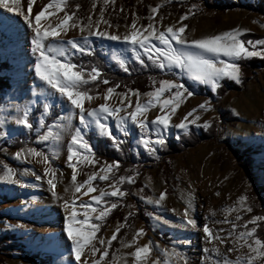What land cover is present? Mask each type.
<instances>
[{
    "label": "rangeland",
    "instance_id": "rangeland-1",
    "mask_svg": "<svg viewBox=\"0 0 264 264\" xmlns=\"http://www.w3.org/2000/svg\"><path fill=\"white\" fill-rule=\"evenodd\" d=\"M205 1L114 0L113 2L110 0V3L104 6V18L113 25H119V30L124 31V25L131 22L133 12L139 18V24H147L150 6L160 4L157 18L164 17L162 23L170 25L175 24L180 15L186 13L195 4L196 8L193 9L192 14L183 21L187 24L186 36L189 40L218 34L233 28L248 30L241 37L244 40L264 39V13L255 12L245 6L253 5L264 9V0H208L215 4L236 2L240 5L224 12L208 8ZM47 2L48 0H34V10H39L37 6H42ZM94 2L95 8L92 7ZM76 5L68 4L66 10L69 12L75 10L76 16L81 18L82 22H86L89 13L92 14L93 19L96 18L102 0H88L82 10L80 7L75 8ZM22 6L26 7V0H22ZM19 19L21 18L0 9V61L6 62L10 66L9 70L0 72V76L6 77L8 83V88L0 93V146H2L0 147V174L3 173L4 164L14 169L17 176L25 168H31L35 173L42 174L44 165L37 163L39 158L22 157L20 161H17L13 156L21 148L35 147L44 151L52 166L57 169V191L64 194L63 189L70 180V169L66 167L65 163L66 145L70 137L67 133H63L59 141L50 138L45 146L44 142H36L35 131H22L14 122L17 115L15 109L17 107L22 109L31 101L33 111L34 109L38 110L28 119L35 125L37 113L41 111L39 104L44 101V98L27 99L28 88L23 91L17 89L19 80L23 78L27 87L29 83L32 84L31 86L34 85L33 76L29 77L27 74L31 64L28 63L30 34L26 32V25L17 21ZM18 28L23 30L22 38L19 36ZM79 35L77 30L70 29L65 39H78ZM92 39L96 49L101 51L105 64L112 70L126 73L113 61V53L124 59L127 65L137 64L135 60L131 59V53L123 50L119 43ZM21 54L23 58L20 57ZM250 61H254V63L251 65ZM240 62H244L245 65L240 66ZM238 63L240 83L223 79L215 93H212L207 86L198 85L187 78L181 80L194 95L178 107L176 113L172 115L171 123H179L186 112L204 100H208L211 110L200 112V120L197 123L202 124L204 120H210L211 127L205 130L203 127L189 125L186 132L170 128L166 135V144L164 147L158 148L155 158L138 148L133 136L126 137L117 133L115 126L112 125V130L118 139L123 141V138H127L131 153V165L123 169L119 167L115 175L117 177L132 175L133 169L139 175L135 176L133 184L125 182L120 185L121 190L126 192L121 200L124 206L113 209L101 225L100 232L97 233L107 239L118 224H124L119 232L116 247L111 252L108 251L101 264H132V257L128 254L134 250L135 245L125 248L122 247V244L129 242L135 231L140 228H143L145 234L137 239V245L142 246L151 241L150 247L153 249L146 257V264H152L153 261L156 264H164L165 260H168L170 264H200L201 252L198 253L197 260H194L191 249L194 242L200 241L201 231L192 228L182 230L152 219V216H161L168 219L173 225L179 223L183 219L185 200L189 196L194 208L189 212V216L195 220L198 228L204 223L203 210L209 199L211 202L206 205L210 211H208L209 213L205 212L207 215L205 217L211 221L213 219L222 220L227 215V218L231 220L235 213L226 214L223 209L232 206L240 195L246 197V205L251 207L252 211L244 213L242 220L236 222L238 225L236 233L244 230L239 227L244 220L250 219L253 215L264 216V57L255 56L241 59ZM137 66L141 67L140 64ZM147 69L154 71L155 75L148 77L143 85L145 89L147 88L145 92L159 87V81L162 79H176L173 75L166 76L170 73L161 72L159 69L153 68L150 63ZM153 80L156 81L155 84H153ZM128 88L122 86L116 92H125ZM103 90L95 91L93 94L102 93ZM145 92H140L141 101L148 99L143 95ZM100 102L103 101H94L93 106ZM49 103L51 104V101ZM110 103H118V98L113 96ZM60 112L61 108L57 107L54 113L55 117ZM156 113L157 109H150L147 113L148 119H153ZM47 124L40 129L41 133L47 130ZM72 124L73 126L77 125L78 119H73ZM58 131L53 124V135ZM190 132L197 136L205 134L209 137L193 146L184 148L182 151L166 156L167 143L170 141L178 144L179 138L186 137ZM88 133L90 134L88 140L93 151L96 143L94 139L109 141L94 132ZM29 134L31 139H29ZM177 137L179 138L177 139ZM15 139L20 141L21 146L12 149L11 146ZM107 143H109V148L114 147L111 141ZM53 155L56 157L55 159H52ZM93 170L91 165H82L78 169L80 173L77 177L78 180L84 178V173H91ZM60 172L63 173V180H60ZM20 178L29 184L37 183L31 173ZM94 183L99 188L105 187L107 182L95 181ZM160 191L166 192V198L159 207L140 199L141 196L146 199H155ZM216 191L221 193L219 197L213 194ZM95 194L97 193L91 195ZM83 199L87 200L88 197H83ZM21 200L26 202V207L21 206ZM129 204L133 205V208L129 209L127 207ZM200 205L203 206L202 210ZM168 209L175 211L170 212ZM129 212H132L133 215L128 216ZM211 213H215V216L210 215ZM63 215L59 204L52 201L46 184L35 188H20L0 183V236L7 238V244H14L10 247L6 246L7 244L3 245L4 248L0 249V264H68L66 238L62 233ZM126 216L128 219L125 221L124 217ZM40 225H46L50 229H44V231L36 229ZM259 225H264V222ZM215 227L225 229V233L230 229L229 224H216ZM248 227L250 228L251 225ZM185 240H188L189 243L185 244ZM49 241L55 242L56 249H52ZM173 241L176 242L175 245H173ZM232 246L227 242L223 246L218 245L224 255L234 259L236 253L227 252V248ZM173 249L179 251L186 261L173 256ZM164 251L169 252L167 257L163 255ZM246 251L247 249H241L242 253Z\"/></svg>",
    "mask_w": 264,
    "mask_h": 264
},
{
    "label": "snow or ice",
    "instance_id": "snow-or-ice-1",
    "mask_svg": "<svg viewBox=\"0 0 264 264\" xmlns=\"http://www.w3.org/2000/svg\"><path fill=\"white\" fill-rule=\"evenodd\" d=\"M114 2V0H113ZM110 0H102V5L96 18L89 13L86 22L76 16L75 10L69 12L66 9L68 4L65 0H48L39 10L33 12L34 0H26V8L22 6V0H0V9L20 17L30 32V50L32 61L30 68L33 75L34 87L31 88L32 96L45 98L39 104L41 111L37 113L35 125L28 119L33 111L32 102L22 109H15V125L22 131H35L36 142H44L45 146L50 138L59 141L61 134L67 133L70 139L66 145V167L70 169L69 183L64 187L63 193L57 191V169L50 163L48 155L35 147L21 148L13 154L14 159L20 161L24 158H39L37 163H42V174H37L31 168L22 169L17 176L14 169L7 164L3 166V173L0 174V183L14 185L20 188L40 187L47 185V191L52 201L59 204L64 213L62 218V233L66 238V250L68 251V264H101L109 251V246L116 239L124 224H118L111 236L107 239L97 235L101 225L113 209L124 206L121 203L126 195L120 185L127 182L134 183L135 176L139 175L134 169L132 175L116 176L119 169V161L111 163L100 162L94 158V151L86 133L94 132L102 138L111 141L116 151H120L119 145L123 142L118 139L112 130L123 136H133L136 139L137 147L145 153L156 157L158 148L166 144V135L170 128L187 131L189 125L203 127L205 130L211 127L210 120H200V112L211 110V104L204 100L196 107L190 109L180 119L179 123L172 124L171 118L178 109L194 93L189 90L182 79L204 85L210 88L212 93L217 91L220 81L228 79L240 83V66L238 61L255 56L264 57V39L244 40L241 37L247 29L233 28L218 34L205 36L199 39L189 40L186 36L187 24L183 23L192 14L196 5L193 4L186 13L180 15L175 24H163L164 17L157 18L160 4L150 6L147 24H139L138 17L133 12L130 23L124 25V31L119 30V25H113L104 18L105 7ZM95 8V2L92 4ZM75 8H79L76 5ZM62 14V15H57ZM52 19H49V18ZM78 31V39H65L68 31ZM100 41L117 42L122 45L123 50L131 53V59L135 60L141 67L147 68L150 63L153 68L161 72L170 73L176 77L175 80H160L159 87L145 92L143 95L148 99L141 101V93L136 89H126L125 92H116L119 84H111L102 76L101 71L92 66L85 68L77 64L73 58L77 55H91L93 39ZM260 46V47H258ZM113 61L124 72H128L127 62L115 53ZM38 82V83H36ZM156 83L155 80L152 81ZM100 84L110 85L102 93H95L94 87ZM91 85V86H90ZM115 96L118 103H110ZM135 98V99H133ZM51 101V104L48 101ZM103 102L96 103L94 101ZM60 107L61 112L52 122L47 124V130L41 133L40 129L46 125L45 117L50 113L51 107ZM157 109L153 119L149 120L147 113L150 109ZM191 117V119H189ZM78 119V124L73 126L72 120ZM59 131L53 135L52 127ZM179 137H177L178 139ZM56 157L53 155L52 159ZM91 165L93 171L84 173V178L78 180V169L82 166ZM127 171V170H126ZM31 173L34 175L36 184L24 182L20 177ZM60 180H63V173L60 172ZM107 182L105 187H97L94 183ZM92 193H97L91 195ZM215 196L221 193L216 191ZM83 197H88L87 200ZM115 198V199H106ZM166 198V192L160 191L155 199H146L148 204L161 206ZM79 201V203H77ZM21 206L26 207L24 200L20 201ZM129 209L133 205H127ZM194 210L192 199L189 196L185 200L183 219L172 224L168 219L161 216H152L164 225H170L182 230L189 228L202 232L200 249V264H264V241L258 238L255 233L264 216L253 215L244 220L239 227L243 231L236 233L238 221L242 220L244 213H250L251 207L246 205V197L240 195L234 204L224 208V213H235L233 219L229 220L227 215L222 220H209L204 217V223L197 226L195 220L189 216ZM174 212V209H168ZM133 215L132 212L128 216ZM215 216V213H211ZM128 217H124L126 221ZM216 224H229L230 229L216 228ZM248 225H251L249 228ZM18 227V226H17ZM143 228L137 229L131 240L123 243L122 247L134 250L128 255L132 257V264H146V257L153 250L151 241L137 245V239L144 236ZM223 234V235H222ZM225 242L233 245L227 248L228 253L235 252L234 259L221 252L219 246ZM173 241V245H175ZM189 243L188 240L184 241ZM158 248V245L156 246ZM241 249H247L242 253ZM164 256L169 252L164 251ZM172 255L178 259L186 258L179 251L173 249ZM152 264H156L155 261ZM164 264H170L168 260Z\"/></svg>",
    "mask_w": 264,
    "mask_h": 264
},
{
    "label": "trees",
    "instance_id": "trees-1",
    "mask_svg": "<svg viewBox=\"0 0 264 264\" xmlns=\"http://www.w3.org/2000/svg\"><path fill=\"white\" fill-rule=\"evenodd\" d=\"M205 1V0H204ZM88 0H67V4H77L79 5L80 9H84L85 6L87 5ZM206 6L210 9H216L219 12H224L227 10L232 9L233 7L240 6L236 2H230V3H211L208 0L205 1ZM249 9H252L255 12H261L264 13V9L261 7H254L253 5H245ZM92 47V54L91 55H80L77 54L74 58L73 61L77 64H82L85 66V68L90 69L92 66L97 67L101 73L102 76L110 81L111 84H119L120 87L117 88L116 90H120L122 86L129 87L130 89H136L140 92H145L147 88L143 87V85L146 83L148 80V77L155 75L154 71L139 67L137 64H129L127 65L129 71L126 73L120 72V71H114L112 68L107 66L103 60V56L100 50L96 49L94 43L91 45ZM251 65L254 63V61L249 62ZM244 62H240V66H244ZM10 66L6 62H1L0 61V72L9 70ZM166 76H172V74H167ZM110 85H103L100 84L98 87H94V92L100 91L105 89L106 87ZM91 86V85H90ZM8 88V83H7V78L4 76H0V93H2L4 90ZM57 107H51L50 113L45 117L46 124L51 122L54 117H55V111ZM38 109H34L32 111L31 115L29 116L32 117L35 112H37ZM90 137V134H86V138L88 139ZM207 137L205 134H202L201 136H197L195 133L188 134L186 137H180L179 138V143L174 144L172 142L167 143V149H166V156H170L171 154L175 152H179L184 150V148L188 146H193L194 144L205 140ZM32 137L29 134V139ZM95 140V146H94V158L98 161H104V162H112L113 160L119 161L120 164V169L127 168L131 164V153L129 151V144L127 142V138H123V142L119 145L120 151H116L115 147L109 148V141H103L101 139H94ZM21 146V143L19 140L15 139L13 142V145L11 146L12 149L18 148ZM2 147V146H0ZM116 210L114 211V213ZM111 218V217H110ZM257 237H259L261 240L264 241V225H259L257 232L255 233ZM119 237V232L117 233L116 239L112 241V244L110 245V250L116 247L117 241ZM7 238L4 236H0V249L4 248L3 245H6L7 243ZM14 244H7L6 246L10 247Z\"/></svg>",
    "mask_w": 264,
    "mask_h": 264
},
{
    "label": "bare ground",
    "instance_id": "bare-ground-1",
    "mask_svg": "<svg viewBox=\"0 0 264 264\" xmlns=\"http://www.w3.org/2000/svg\"><path fill=\"white\" fill-rule=\"evenodd\" d=\"M23 7H25V6H23ZM26 8V7H25ZM35 10H34V8H33V12H34ZM59 15V14H58ZM49 19H52L51 17L49 18ZM18 22H21V24L23 23V21H22V19H19V20H17ZM17 25H19V23H16ZM19 29V36L22 38L23 37V30L22 29H20V28H18ZM26 32L28 33V34H30V32H29V30H28V28L26 29ZM21 53V52H20ZM20 57H22L23 58V55L21 54L20 55ZM29 64L31 63V61H32V54H31V50H30V54H29ZM27 74L29 75V77H32L33 75H32V71H31V68H29L28 69V72H27ZM27 77V76H26ZM28 77V78H29ZM28 78H27V80H28ZM26 82V81H25ZM24 82V78L23 79H21V80H19V84H18V88L17 89H19L20 91H23L24 89H27L28 88V90H27V92H26V98L28 99V98H30V99H33V100H39V99H41V98H43V97H39V95H38V92H39V90L37 89V96H32V94H31V88L32 87H34V85L33 86H31L32 84H30L29 83V85H28V87H27V83H25ZM31 82V81H30ZM32 83V82H31ZM38 83V82H37ZM45 99V98H44ZM50 101V100H49ZM48 101V102H49ZM68 173V172H67ZM209 202H211L210 201V199L209 200H207V202H206V204H208ZM202 204V203H201ZM205 204V209L203 210V216L205 217V216H207L206 214H205V212H208V211H210L209 210V207H207V205ZM202 208H203V206H201L200 205V209L202 210ZM209 213V212H208ZM207 213V214H208ZM35 215H36V213H35ZM209 215V214H208ZM211 215V214H210ZM54 227H55V224H54ZM36 229H39L40 231H44V229H50L49 227H46V225H40L39 227L37 226L36 227ZM50 245H51V247H52V249H56V244H55V242L54 241H49L48 242ZM203 245H202V243H201V239H200V241H198V242H194L193 243V245H192V249H191V253H192V258L194 259V260H197V258H198V256H199V252H201L200 251V249H201V247H202Z\"/></svg>",
    "mask_w": 264,
    "mask_h": 264
}]
</instances>
